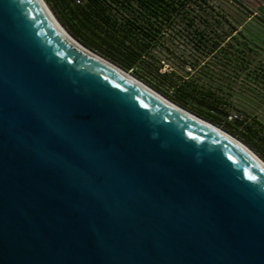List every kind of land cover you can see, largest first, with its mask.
<instances>
[{
    "label": "water",
    "instance_id": "water-1",
    "mask_svg": "<svg viewBox=\"0 0 264 264\" xmlns=\"http://www.w3.org/2000/svg\"><path fill=\"white\" fill-rule=\"evenodd\" d=\"M85 47L0 0V264H264L256 152Z\"/></svg>",
    "mask_w": 264,
    "mask_h": 264
},
{
    "label": "trees",
    "instance_id": "trees-1",
    "mask_svg": "<svg viewBox=\"0 0 264 264\" xmlns=\"http://www.w3.org/2000/svg\"><path fill=\"white\" fill-rule=\"evenodd\" d=\"M45 1L84 46L223 126L264 159V121L238 109L232 99L238 81L264 88V64L256 63V43L263 39L244 33L253 21L264 26L263 13L242 0H228L237 8L234 17L209 0ZM242 40L247 49L239 46ZM232 112L242 117L229 119Z\"/></svg>",
    "mask_w": 264,
    "mask_h": 264
},
{
    "label": "rangeland",
    "instance_id": "rangeland-1",
    "mask_svg": "<svg viewBox=\"0 0 264 264\" xmlns=\"http://www.w3.org/2000/svg\"><path fill=\"white\" fill-rule=\"evenodd\" d=\"M209 1L211 3H213L214 5H216L218 7V9L222 10L224 13H227L231 17H234L237 15V8L228 0H209ZM242 1L244 3H246L250 8L254 9L257 13L260 12V13L264 14V0H242ZM249 31H251L253 34H259L263 39V41H258L259 43H256V42L255 43L262 46V47L258 46V50L260 51V53H257L256 63L260 64V65H261V63L264 64V47H263L264 46V26L262 25V28H259V27L255 26V23L253 21L252 23L248 24L247 29L244 33L248 34ZM247 39L249 41H251L252 37L247 38ZM243 43H244V41L242 40L241 44L239 43V46L240 47H246L245 44H243ZM246 49H247V47H246ZM167 68H168V66L165 65L163 70H165ZM135 78L138 79L137 77H135ZM138 80L141 81L146 86H148L149 88L155 90L153 87H151L147 83L143 82L142 80H140V79H138ZM242 84H243V82L241 83L240 81H238L237 88H236V90L238 92H237V95L232 98V99H234L233 103L236 105V107H238V109H241L242 111H244V113L249 114V115H255L259 119L264 121V88H263V86H261L259 84H254L252 82H251V84L244 83L245 84L244 86ZM241 87H243V89ZM155 91L158 92L157 90H155ZM158 93L161 94L162 96H164L165 98L171 100L169 97L165 96L164 94H162L160 92H158ZM190 112H192V111H190ZM202 119H204V118H202ZM204 120H206V119H204ZM206 121H208V120H206ZM208 122L212 123L211 121H208ZM212 124H214V123H212ZM214 125L226 130L221 125H217V124H214ZM226 131L229 132L228 130H226ZM229 133L232 134L231 132H229ZM232 135L234 137L238 138L234 134H232ZM238 139L241 140L240 138H238ZM242 142H244V141H242Z\"/></svg>",
    "mask_w": 264,
    "mask_h": 264
},
{
    "label": "bare ground",
    "instance_id": "bare-ground-1",
    "mask_svg": "<svg viewBox=\"0 0 264 264\" xmlns=\"http://www.w3.org/2000/svg\"><path fill=\"white\" fill-rule=\"evenodd\" d=\"M73 39V38H72ZM74 40V39H73ZM86 48V47H85ZM87 49V48H86ZM89 50V49H88ZM90 51V50H89ZM97 55V54H96ZM99 56V55H98ZM99 57H101V56H99ZM102 58V57H101ZM107 61V60H106ZM122 70V69H121ZM122 71H124L125 73H127L128 75H130L128 72H126V70H122ZM131 76V75H130ZM132 78H134L135 80H137L139 83H141V84H143L141 81H139L138 79H136L133 75L131 76ZM144 85V84H143ZM146 86V85H145ZM148 87V86H147ZM153 90V89H152ZM156 92V91H155ZM159 94V93H158ZM161 95V94H160ZM162 96V95H161ZM164 97V96H163ZM165 98V97H164ZM167 99V98H166ZM238 139V138H237ZM239 140V139H238ZM239 141H241V140H239ZM242 142V141H241ZM243 143V142H242ZM244 145H246V144H244ZM247 146V145H246ZM248 147V146H247ZM251 150V149H250ZM252 151V150H251ZM253 152V151H252ZM254 153V152H253ZM255 155H256V157L261 161V162H263L264 163V160L263 159H261L256 153H254Z\"/></svg>",
    "mask_w": 264,
    "mask_h": 264
},
{
    "label": "built area",
    "instance_id": "built-area-1",
    "mask_svg": "<svg viewBox=\"0 0 264 264\" xmlns=\"http://www.w3.org/2000/svg\"><path fill=\"white\" fill-rule=\"evenodd\" d=\"M240 117H242V115H239L238 113L232 112L228 118L233 119V118H240Z\"/></svg>",
    "mask_w": 264,
    "mask_h": 264
}]
</instances>
